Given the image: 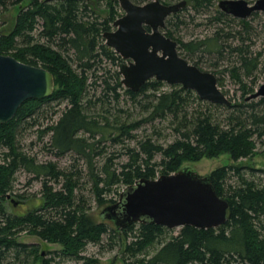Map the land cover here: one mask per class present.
Wrapping results in <instances>:
<instances>
[{
	"label": "trees",
	"instance_id": "trees-1",
	"mask_svg": "<svg viewBox=\"0 0 264 264\" xmlns=\"http://www.w3.org/2000/svg\"><path fill=\"white\" fill-rule=\"evenodd\" d=\"M99 1H105L109 9L102 20L92 15ZM116 4L117 0H0V9L16 10L9 28L4 30L0 22V53L48 69L57 85L50 96L28 98L10 120L0 122V264H63L64 259L99 264L96 257L83 254L89 243L106 249L118 247L126 264H264V184L246 177L242 170L247 167L234 163L254 156L257 143L264 153V97L245 100L254 91L263 66L262 53L251 54L245 43L253 29L250 21L239 19V28L234 29L228 15L216 8L214 15L207 18L214 27L211 35L177 40L179 54L194 60L192 63L197 66L201 60L195 56L197 52L216 53L222 58L226 50L234 56V60L227 58L230 64L223 70L238 84V100L229 98L231 105L212 103L180 84L162 89L163 81L149 79L137 91L124 89L139 104L142 116L132 121L118 120L113 117V98L119 99L120 72L116 69L111 73L104 71L103 76L96 74L102 68V58L112 64L122 60L100 41L110 22L119 16ZM187 4L194 12H202L214 0H186ZM171 16L165 23L167 36L186 23L178 11ZM229 39L236 44L228 43ZM91 76L94 79L88 82ZM217 84L223 85L220 76ZM90 85L101 86V93L94 100L84 101ZM140 95L145 98L143 103L137 99ZM52 99L65 100L66 106L57 120L40 133L51 132L49 143L55 153L76 154L69 167L58 168L52 161L39 162L23 152L17 141L19 131L34 124V116L42 104ZM95 104L101 110L89 112L91 107L97 108ZM164 119L172 128L173 138L161 143L155 138L159 131L154 122ZM141 123L151 124V130L137 137L131 132ZM123 138H136L133 146H126L127 160L112 169L108 158L96 169L93 160L104 153L98 144L106 140L115 143ZM224 153L233 162L213 169L208 175L217 194L228 201L225 222L210 228L183 225L175 234L168 232L172 228L152 222H131L116 228L97 219L89 212L88 199L82 193L84 185L80 182L82 169L76 165L79 158L84 161L90 194L98 206H105L116 201L107 197L116 193L113 186L125 187L141 177L174 172L186 161ZM19 169L40 181L41 203L24 213L13 212L5 205ZM261 170L264 177V169ZM22 232L59 244L61 249L42 254L37 244L18 241Z\"/></svg>",
	"mask_w": 264,
	"mask_h": 264
},
{
	"label": "water",
	"instance_id": "water-1",
	"mask_svg": "<svg viewBox=\"0 0 264 264\" xmlns=\"http://www.w3.org/2000/svg\"><path fill=\"white\" fill-rule=\"evenodd\" d=\"M118 2L123 13L113 21V31L102 36L105 44L124 60L118 70L126 88L137 91L145 81L156 79L180 84L212 103H233L218 86L215 73L190 63L179 54L177 41L161 31L165 18L183 8L186 0ZM218 7L235 17L246 18L255 11L264 13V0H219ZM54 85V75L48 69L0 53V122L10 120L28 98L50 96ZM257 97H264V75L245 100ZM228 205L217 194L209 175H200L190 164H183L174 172L141 177L125 186L118 199L104 206L100 215L110 219L116 228L131 222H152L167 228H210L225 222Z\"/></svg>",
	"mask_w": 264,
	"mask_h": 264
},
{
	"label": "rangeland",
	"instance_id": "rangeland-1",
	"mask_svg": "<svg viewBox=\"0 0 264 264\" xmlns=\"http://www.w3.org/2000/svg\"><path fill=\"white\" fill-rule=\"evenodd\" d=\"M151 0H140L138 1L139 4L148 2ZM249 2H253L254 0H248ZM172 3L174 1H171ZM170 2V3H171ZM219 0H214V4L207 8V10L202 12H194L193 8L187 4L185 7L181 8L178 13L181 18L185 20V24H180L178 29H175L174 32L172 31V36L174 40H178V38L182 41H188L195 38H204L212 34L214 31L213 24H209L207 21V18L210 15H214L215 10L219 9L218 7ZM96 4V2H95ZM116 10L118 11V15L120 16L123 13V10L121 9L119 2L117 0V4L115 5ZM93 10H95V13L93 12V16H97L99 20H102L105 18L108 13L109 9L106 5L105 1H99L94 7ZM223 12V11H222ZM224 14L228 15V18L233 21L232 28L237 29L239 28V19L236 17H233L229 13ZM174 14V13H173ZM16 15V10L14 8L9 7L6 10L0 9V22L1 27L5 30L9 28L13 24V20ZM117 16V17H119ZM173 16V15H172ZM172 16H167L165 19V23L168 22L167 19H172ZM116 17V18H117ZM193 17V19H191ZM248 19L253 27L250 40L248 39L245 43L249 45V50L251 54H254V52L260 51L262 53L261 57L264 60V13L262 11H255L248 17L244 18ZM4 22V23H3ZM199 23V24H198ZM111 24V22H110ZM112 28V27H110ZM114 29V27H113ZM228 29V28H225ZM166 24L161 29L163 33L166 34ZM167 35V34H166ZM100 41L105 44V38L101 36ZM228 43H231V45L236 44L235 40H228ZM106 45V44H105ZM178 47V46H177ZM111 48V47H110ZM180 52L181 49H178ZM184 54L182 53V56ZM223 57L219 58V55L217 56L216 53H213V55H208L205 53H196L195 56L200 57V61L198 63V67L201 69L211 71L216 74L217 77H221L223 81L222 87H220L222 90L226 91V96L230 98L231 100H238L240 98V92L237 90L238 84L235 83L234 79L230 77L228 72L225 69L226 65L230 64L229 59H235L234 56L229 55L228 51L222 52ZM185 56V55H184ZM187 60L192 63L194 60L187 58ZM119 62L117 63H111L109 60L102 58L101 62V69L96 71L97 75H105L104 71L110 70V73L113 72V70L119 69ZM74 66V65H73ZM222 71L221 73H217V71ZM121 75V74H120ZM257 78V84L256 87L259 85V83L263 79L264 75V64L261 67V70L259 71ZM94 78L91 76L88 79L89 81H92ZM99 80V79H98ZM97 80V85L99 81ZM164 82V81H163ZM171 84H168L164 82V85L162 89H167L168 86ZM57 85H55L56 87ZM255 87V88H256ZM126 87L122 84L121 88H118L117 91L119 92V99L116 100L113 98V117H115L118 120H128L132 121L134 119H139L142 116V113L140 111V108L138 107V103L136 101H133L129 95L124 91ZM87 94L84 97V101L87 98H91L94 100V96H99L101 93V86L94 87L88 86L87 87ZM94 93V94H93ZM137 99H140L142 103L145 101V98L143 95H140L137 97ZM258 99V98H256ZM112 104V103H111ZM96 105V106H95ZM94 107H91L89 109V112L93 111H99L101 108L99 107V104H95ZM66 106V101H58L52 99L48 102H45L42 104L40 110L35 114L34 117H36V122L31 125H27L26 128L22 129L18 133L17 141L19 144V147L23 152L26 154L35 157L39 162H47L52 161L56 164L58 168H64L69 167L70 164L73 161V157L76 156L73 152H65L63 154H57L55 153V150L51 148L50 146V136L51 132L48 131L46 133H40V131L49 124L54 123L58 115L60 114V111ZM121 108V111H118V109ZM110 119H112V116H110ZM151 125V124H150ZM150 125L148 123H141V125L133 130L131 133L135 134L137 137L140 135H143L144 133L149 132L151 129ZM154 127L156 130L159 131V134L157 135L155 133V138L161 142L166 143L167 141L172 140L173 138V132L172 128L168 124V120H156L154 122ZM135 139H125L121 141H116L115 143H112L110 140L102 141L98 144V146H102L104 148V153L99 154L98 156H95L94 158V166L96 169H99V167L105 162L108 158L109 160V168L118 167L121 163L127 160L128 155L126 154V146H133L135 144ZM263 147L260 143H257V153L252 156L251 158H243L240 161L234 162L238 165L246 166V170H242V173L246 177L253 178L255 182H259L261 180V183L264 184V177L261 169H264V153L260 152V150ZM159 156H157L158 158ZM233 161L229 159V156L227 154H221L217 157L208 158L203 157L198 161H186L183 164H190L200 175H208L213 169L222 166L226 163H232ZM76 165L78 168L82 169V177L80 178V182H82V185H84V188L82 189L83 195L88 199L89 203V212L93 216H95L99 220H106L108 223L113 222L101 216L100 212L103 209V206H98L94 198L91 196L90 192V183L87 181V170L85 168L84 161L79 158L76 161ZM13 189L9 192L10 197L8 198V202H5V205L7 209L11 208L13 212L16 213H24L28 209L38 207L41 203V194L39 192L40 189V181L36 180L32 177V174L29 172H26L24 169H19L15 172L13 177ZM234 180V178H231ZM58 185V184H57ZM56 185V187H57ZM55 187V183L53 184ZM113 186V191L117 189L116 193L112 192L107 197H112L113 199H118V193H120L124 186ZM15 194H18L16 196ZM110 204V203H109ZM106 206V205H105ZM179 227L172 228V233H176L178 231ZM18 241L24 242L27 244H37L39 246V251L43 252V254L46 251H54L61 249V246L56 243H49L46 242L39 237L27 234L25 232L20 233L18 237ZM85 255L94 256L98 259L99 264H126L122 258L121 254L118 250V247L112 248V249H106V248H100L96 244L89 243L87 244L85 251L83 252ZM46 255V254H45ZM36 264H39V262H36ZM63 264H80V262H77L75 260H69L64 259Z\"/></svg>",
	"mask_w": 264,
	"mask_h": 264
},
{
	"label": "flooded vegetation",
	"instance_id": "flooded-vegetation-1",
	"mask_svg": "<svg viewBox=\"0 0 264 264\" xmlns=\"http://www.w3.org/2000/svg\"><path fill=\"white\" fill-rule=\"evenodd\" d=\"M232 16H233V15H232ZM233 17H235V16H233ZM166 18H167V17H166ZM166 18H165V19H166ZM236 18H238V19H244V18H239V17H236ZM164 26H165V21H164ZM164 26H163V27H164ZM110 27H112V28H109V29L105 30L104 32H106V31H113V27H114V26H113V21L111 22ZM163 27H162V28H163ZM145 28H146L148 31L151 30V28L148 27V26H146V25H145ZM162 28H161V29H162ZM104 32H103V33H104ZM103 33H102V34H103ZM164 34H165V33H164ZM165 35H166V34H165ZM169 37H170V36H169ZM177 46H178V43H177ZM122 61H124V60L122 59Z\"/></svg>",
	"mask_w": 264,
	"mask_h": 264
}]
</instances>
